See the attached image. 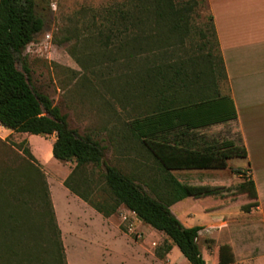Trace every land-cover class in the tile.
<instances>
[{"label": "trees", "instance_id": "1", "mask_svg": "<svg viewBox=\"0 0 264 264\" xmlns=\"http://www.w3.org/2000/svg\"><path fill=\"white\" fill-rule=\"evenodd\" d=\"M125 5L111 8L102 17L108 23L100 22L97 36L105 46L114 44L115 54L123 55L131 97L140 108L144 106L127 125L146 159L153 158L148 173L109 164L107 146L93 134L71 127L68 113L34 85L23 52L45 25L35 0H0V123L16 132L56 135L54 158L75 161L64 180L72 193L106 217L122 206L134 210L143 222L165 233L159 250L166 253L176 245L192 264H206L197 240L202 227L184 226L170 207L188 196H221L222 191L184 184L171 170L223 169L229 159L247 157L242 140L214 144L201 134L207 126L235 121V104L229 93L222 94L217 88L210 50L207 55L194 52L186 56L184 45L194 2L130 0ZM92 18L97 25V16ZM210 21L221 77L226 81L212 15ZM71 33L65 32L57 43L70 41ZM200 34L207 38L204 31ZM209 42L190 47L202 50ZM19 58L23 70L17 67ZM200 59L211 66L210 71L199 68ZM7 144L0 139L1 152L9 153ZM23 150L27 157L14 152L5 159L2 156L0 162V264H68L46 175L32 151ZM88 168L98 176L87 174ZM244 171L235 170L238 174ZM238 190L254 199L245 210L258 205L251 177H246ZM233 261L231 247L221 246L220 264Z\"/></svg>", "mask_w": 264, "mask_h": 264}, {"label": "crops", "instance_id": "2", "mask_svg": "<svg viewBox=\"0 0 264 264\" xmlns=\"http://www.w3.org/2000/svg\"><path fill=\"white\" fill-rule=\"evenodd\" d=\"M207 1L225 62L228 93L234 101L237 118L207 126L201 134L205 141L214 144L240 139L247 149V157H233L228 160V167L223 169L171 170L184 184L218 188L222 195L188 196L173 203L170 208L184 226L202 227L197 240L206 264H220L223 245L230 246L234 254V261L228 264H264V0ZM228 124L235 127L222 131ZM14 132L0 123V139L7 141V137ZM18 133L27 136L33 147L32 138L37 139L36 152L41 157L48 155L51 143L56 139L53 137L48 143L46 136ZM140 154L138 163L131 159V166L144 175L153 158L147 162L146 156ZM237 169L245 170V174H238L235 172ZM246 177L254 181L257 192L258 205L250 210L243 207L254 199L250 200L238 190ZM76 198L77 205L88 215H67L64 219L66 225L78 224L77 232L69 231V235L74 236L71 244H68L58 210L55 209L68 264H73L69 245L75 246L76 264H192L176 245L166 253L159 250L166 235L150 224L140 219L139 227L145 238L136 240L121 229L118 218L106 217L79 196L76 195ZM95 222L99 225L101 237L87 233L88 226ZM154 240H158V245L152 244Z\"/></svg>", "mask_w": 264, "mask_h": 264}, {"label": "rangeland", "instance_id": "3", "mask_svg": "<svg viewBox=\"0 0 264 264\" xmlns=\"http://www.w3.org/2000/svg\"><path fill=\"white\" fill-rule=\"evenodd\" d=\"M129 1L35 0L36 11L44 17L45 25L23 52V56L30 66L32 80L36 88L47 93L64 113H68L71 127L77 128L80 133L93 134L107 146L106 160L109 164L120 165L125 170H131V159L137 161L140 153L144 151L141 143H137L138 141L135 142L131 138L127 125L144 106L140 108L137 101H133L131 97V91L127 85L129 69L125 58L123 55L114 53L116 52L114 44L105 46L102 43L97 36V26L100 22L108 23V21H102V17L107 16L111 8L125 7ZM176 1L195 3L191 12L190 32L185 39L186 56L194 52L207 55L210 50L213 55L211 59L214 62L212 71L217 76V88L222 94H227V82L222 79L221 68L218 65L217 47L211 29L208 1ZM93 15L97 16V25L93 22ZM68 30L72 32L70 41L58 44L57 41ZM200 31H204L207 38L202 37ZM205 42H209V44L202 50H198V48L193 50L190 47L192 44L200 45ZM209 66H205L204 59L199 68L210 71L211 66ZM17 67L23 70L20 58L17 59ZM234 127V124H228L222 131ZM53 137L56 135L46 137L48 143ZM32 141L34 147L31 142L29 144L27 136L14 132L7 137L9 153L1 152L0 147V162L3 157L5 159L14 152L27 157L24 148H29L34 153L37 158L36 164L46 175L54 211L57 208L65 235L68 237V244H71V239L74 236L69 235V231L77 232L78 224L66 225L64 219L67 218V215L70 217L88 215V213H83L77 205L76 195L68 191L64 185V180L75 167V161H61L54 158L52 148L46 157H41L36 152L37 139L32 138ZM50 147H52V143ZM149 163H153V161ZM86 173L94 178L98 176L97 172L94 175L90 174L89 168ZM99 192L102 194V191ZM123 209L120 207L117 213L112 216L120 220V213ZM55 215L60 227L59 218L57 214ZM120 227L124 232L129 233L121 222ZM87 233L101 237V235L99 236L98 223L89 225ZM69 252L73 264H76L75 246L69 245Z\"/></svg>", "mask_w": 264, "mask_h": 264}, {"label": "built area", "instance_id": "4", "mask_svg": "<svg viewBox=\"0 0 264 264\" xmlns=\"http://www.w3.org/2000/svg\"><path fill=\"white\" fill-rule=\"evenodd\" d=\"M120 222L136 240L145 238V233L139 227L140 218L134 210L124 208L120 213ZM152 244L158 245V240H154Z\"/></svg>", "mask_w": 264, "mask_h": 264}]
</instances>
